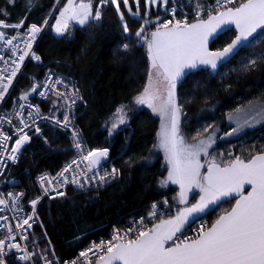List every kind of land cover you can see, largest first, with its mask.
I'll return each mask as SVG.
<instances>
[{
  "label": "snow or ice",
  "instance_id": "1",
  "mask_svg": "<svg viewBox=\"0 0 264 264\" xmlns=\"http://www.w3.org/2000/svg\"><path fill=\"white\" fill-rule=\"evenodd\" d=\"M8 2L14 4L15 0ZM37 2L38 0H26L27 11H32ZM59 3L60 0H57L53 10L48 13L49 16L54 14ZM132 3L135 4L136 11L132 10L130 0H97L95 3L94 0H66L55 17L52 31L57 38H74L75 26L82 29L91 22L99 24L104 9L112 5L126 40L118 51L122 50L125 53L130 51L133 40L137 45H146L149 61L147 79L142 90L134 97V102L136 105L147 106L160 118L158 144L154 147L163 151L168 165L167 177L160 183L162 187L169 183L179 185L178 203L182 207L176 210L175 215L161 219L150 228L143 227L141 220L139 229H128L123 234L116 231L111 240L93 244L87 251L81 252L80 257L88 260L89 254L95 250V253H98L96 264H264V150L250 154L247 158L240 155L233 158L232 153H228L227 161L222 158L218 162L215 157L206 159L207 170L202 173L204 164L201 163V157H209V149L215 142V132H209L212 126L208 125L203 130L208 133L206 136L201 137L198 133L197 137H193V143H187L181 132L183 111L177 97V87L186 70L203 66L215 72L240 49L251 47L258 38H264V0H240L238 6L234 7H226L233 4L234 0H216L214 6L207 8L197 0L194 9L195 22L189 23L185 19L173 23L171 20L161 21L160 17H156L155 21L145 18L135 31L134 37L125 18V11H122L123 8L133 17H140L141 0H132ZM168 3L169 0H144L146 6H164L166 10ZM176 10L175 6L170 10L173 19ZM203 12L207 13L206 19L201 16ZM0 14L8 15L4 10H0ZM148 15V11L143 13L144 17ZM25 20L26 16L19 23L12 25L0 20V42L10 52V56L7 57L0 54V62L4 65L0 68V101L5 99L26 58L36 62H41L42 59L33 50V45L46 29L49 20L46 18L41 25L32 23L21 32L19 30L23 28ZM153 23L154 30L146 33V29ZM227 26H234L235 37L222 50H210V42ZM8 28L16 30V34L8 35L5 31ZM21 41L23 47L20 46ZM252 55L253 58L248 60L245 68L254 67L258 62L264 61V51ZM58 85L67 87L61 77L53 79L51 72L46 73L42 82H37L33 78L30 89L21 92L18 97V107L11 114L0 115V125L7 122L11 126L14 118L19 120V127L15 133L19 138L15 140L10 152L7 145L11 137L0 131V175L3 174L8 161L13 164L18 162L23 146L30 142L25 129L35 125V132L41 134L37 125L39 119L51 118L55 125L64 129L71 128L72 146L81 153L80 161L72 160L56 174V177L49 178L46 174L39 177L42 195L30 201L32 214L19 219L15 229L8 225L10 219L8 216L0 215V221L4 222L0 223V229H5L7 233L4 239H0V264H9V257L13 252L16 253L15 261L21 264H34L37 253L30 252L27 246L13 241H16L17 236L21 241L28 239L24 234L25 226L31 229L30 221L39 219L36 215L37 205L49 191L56 192L57 196L62 197L65 193L57 191V188L63 187L64 184L72 183L82 188L97 179L102 184L106 183L108 178L119 175V170L113 168L110 173L100 175L97 172L94 177H87V172H92L108 157V149H92L83 154L80 133L73 127L70 112L76 102L83 100V97L78 88L61 91L57 88ZM49 92L56 97L52 101L53 110H59V107L65 109L63 120L56 118L53 110H50L52 113L50 116H43L39 106L31 104L30 97L33 94L46 98ZM58 101L64 103L58 107ZM125 107L121 105L116 109L114 121L109 128L110 135L127 122ZM25 110L28 113L27 117L23 115ZM239 111L240 109H237V112ZM250 111L255 112L252 121L264 117V105L253 104ZM243 126H251L249 120L245 119ZM241 127L242 125L238 123L228 135H234ZM81 162H87V171L79 170L77 173L75 169H79ZM70 171L73 172L71 181L65 176ZM82 176L85 177L83 182L80 179ZM53 181L56 182L55 185ZM246 185L250 190L245 188ZM194 190H198L199 198L195 203H190L189 194ZM23 195V193L0 194V212L5 209L16 213L22 211L19 202ZM230 199H235V204L230 210L220 214L211 227L201 224L194 238H179L192 220L201 214L215 211L223 202ZM163 203L168 205L167 200ZM157 208V204L152 205L150 217L157 215ZM130 233H134V236ZM37 251L41 253L39 259L43 264H53L44 250L37 246ZM71 264H78V261H72Z\"/></svg>",
  "mask_w": 264,
  "mask_h": 264
},
{
  "label": "trees",
  "instance_id": "2",
  "mask_svg": "<svg viewBox=\"0 0 264 264\" xmlns=\"http://www.w3.org/2000/svg\"><path fill=\"white\" fill-rule=\"evenodd\" d=\"M55 2L38 0L37 6L28 12L26 0H15L14 4L0 0V10L8 13L7 16L0 14V20L12 25L26 16L23 27L30 22L41 25ZM125 18L134 37L143 18H132L127 13ZM13 30L5 29L6 32ZM73 31L74 38H57L48 24L35 46L41 62L26 63L11 97L17 99L21 92L28 91L30 76L40 77L47 70L70 79L83 97L74 112V125L86 149L107 148L108 160L119 170V175L98 188L69 189L61 198L41 199L37 205L40 224L35 226L29 239L37 261H41L37 246L48 257L55 253L62 259L68 258L90 239L106 236L112 225L120 226L131 215L145 214L152 202L161 201L168 194L158 189V181L164 174L162 158L149 157L158 128V118L152 111L144 106L125 107L127 122L109 134L116 109L131 102L135 105L134 97L146 83L148 58L143 45L138 46L133 40L130 51H118L126 40L112 5L104 9L99 24L91 22L82 29L75 26ZM234 34L232 29L224 31L210 48L222 49ZM261 51H264V38H258L251 47L242 48L216 72L200 68L180 81L177 97L183 111L181 127L187 138L197 137L198 133L204 135V128L212 125L216 118L264 98V61L254 67H244L253 53ZM45 99L37 100L41 108L53 110L52 101L56 98ZM253 132L215 141L212 149L242 140ZM71 155L67 133L44 126L41 134L31 136L30 142L23 146L18 162L9 166L4 187L21 189L26 199H32L37 194L36 175L56 171ZM232 203L233 200L223 202L204 216L212 223Z\"/></svg>",
  "mask_w": 264,
  "mask_h": 264
},
{
  "label": "built area",
  "instance_id": "3",
  "mask_svg": "<svg viewBox=\"0 0 264 264\" xmlns=\"http://www.w3.org/2000/svg\"><path fill=\"white\" fill-rule=\"evenodd\" d=\"M235 1H237V0H234V2ZM215 2H216V0H206V1H203V2H200V3L205 8H207L208 6H214ZM196 3H197V0L194 1L192 4H190L189 6H184L180 0H171L170 3L167 6L168 10H166V9L164 10V13H163V15H162V17L160 19H161V21L171 20L173 23H175L176 20H185L186 19L190 23L193 19L196 18V14H195V11H194ZM173 6H175L176 9H177L176 13H175V19H173V16H172V14L170 12V10H171V8ZM206 14H207L206 12H203V13H201V16H204ZM31 24L32 23H29L28 25H26L25 27H23L19 31L23 32ZM35 24H37V23H35ZM37 25H39V24H37ZM154 27H155V24H153L152 28H154ZM15 34H16V30H14L13 32H9L8 33V35H10V36L11 35H15ZM41 34L39 35L37 41L33 45V50L34 51H35V46H36ZM20 46L23 47V42L22 41L20 42ZM0 54L5 55L6 57L10 56V52L7 51V48L2 44V42H0ZM29 61H32V62H35V63H39V62L31 60L30 58H26L23 66H22L21 72L18 73L17 77L13 81V84L9 87V91L6 94L5 99L3 101H0V115L11 114L12 111L15 108L18 107L19 100H18V98L17 99L12 98L11 97V93H12V91L14 89V86H15V83H16L17 79L22 74H24L25 65ZM2 67H4V65H3L2 62H0V68H2ZM48 72H51L53 74V79H55L56 77H61L65 81V83L67 84L66 88L64 87V85H58L57 88L59 90H61V91H71L73 88H76L75 85L72 83V81L70 79H68V78H66V77H64V76H62L60 74H57V73H55V72H53L51 70H47L40 77H32V76H30L31 84L29 86V89H30V87H31V85L33 83V78H35L37 82H42V81L45 80L46 73H48ZM48 96L55 97L54 95H52L51 92H49ZM43 99H45V98L40 97L38 94H33L32 95V99H30V102L34 106H39L43 116H50L52 114L50 112V110H52V109L43 110L41 108V106L39 105V102L37 101V100H43ZM63 103H64L63 101H59V105H62ZM79 103H80V100L77 101L76 104L74 105V107L70 110L71 118L73 120V127H75V125H74V112H75V109L77 108V106L79 105ZM54 114H55L56 118H58L60 120H63V116L65 114V109H63L62 107H59L58 112L54 111ZM23 115H24V117H27V115H28L27 110L24 111ZM6 120H7V116H5V121ZM37 125L40 127V130H42V128L44 126H50V127H56V128H59L61 130L66 131V133H67V135L69 137L70 143H71L72 155L56 171H54V172L44 171V172H40V173H38L36 175L35 186L37 188V194H36V196L34 198H36L37 196H41L42 195V189H41L40 184H39V177L41 175H45L46 174L49 178L56 177V174L61 172L62 169L67 164L71 163L72 160H74V159H76L78 161L81 160V153L78 152V150L75 149L72 146L73 145V140H72V130H71V128L64 129L61 126L55 125L51 118H49V119H39V120H37ZM17 127H19V120L15 119V118L13 119L11 126L7 122H4L2 125H0V131H2L4 134H6V135L11 137V139L8 141V145H7V149H8L9 152L11 150V147L14 145L15 140L19 138V136L17 134H15ZM25 132H27L29 137L30 136H38L39 135V134H37L35 132V125L33 127L29 128V129H25ZM80 141H81V143L83 145V154H86L88 150L86 149V147H85V145H84V143H83V141L81 139V135H80ZM232 146H229V147L233 148ZM221 149L222 148H218V150H221ZM230 153H232V156H234V151L233 150ZM250 154L251 153H248L247 155H244L242 157L246 158ZM86 163L87 162H81L80 165H79V169H75V166H73V168L77 171V173L79 172V170L87 171ZM11 164H13V163L11 161H8L7 166L4 169V171H3V174L0 175V194H5V195L7 193H23L24 194V191L21 190V189L11 188V187H4V185L8 182L6 176H7V170H8V168H9V166ZM113 168L114 167L111 166V163L109 162L108 157H107V158L103 159L101 161L100 165L97 166V168L93 169L92 172H87V177L88 178H92V177H94L95 173H97V172L100 175H103L105 172H109L110 173ZM65 176H66L67 180L71 181L73 179V172L70 171V172L66 173ZM115 178H108L106 183L114 180ZM61 179H63V178H61ZM80 179H81V182H83L85 177L82 176V177H80ZM55 183L56 182L53 181V185H55ZM106 183H102L101 184V183H99V181L97 179L95 182H90L89 184H85L84 187H82V188L81 187H77V185H75V184L67 183V184H64L63 187L57 188V191H63L66 194L69 189L88 190V189H94V188H98V187L104 186ZM50 197H55V198H50ZM34 198H32V199H34ZM43 198H47L49 200H52V199L61 198V196H57L56 192L49 191L48 195L44 196ZM32 199H26L25 198V194H24L21 197L20 202H19L20 203V207L22 208V211H20L19 213H16V212H14V211H12L10 209H5L3 212H0V215L8 216L10 218L9 221L7 222L8 225H10L11 227H13V229H15V225H16V223H17V221L19 219L24 218L27 215H31L32 214V208H31V205H30V201ZM153 204H157L158 205V208L156 209L157 215L154 216V217H150L149 213L151 211H153V209H152V205ZM173 209H174V207H170L169 205L166 206L161 201H154V202H152L150 204V207H149V209L147 210V212L145 214H142V215H131V216H129V217H127L125 219V222L123 223V225H120V226L112 225L110 230H109V233L106 236L90 239L84 246L78 248L76 250V252L72 256L62 259L59 256H57V255L53 256V254H52L48 258L50 260H52L53 264H71L72 261H78V264H91L93 261L96 260V255H98V253H95V250H93V253H95V254L90 253L88 260H85V258L80 257V253L81 252L87 251L89 248L92 247L93 244H100L102 241L106 242V241L111 240L114 232H116V231H119L121 234H123L128 229H132V228L139 229L141 227V224H140L141 220H143V227H149L150 223L153 220H155L158 216H165L167 214H171ZM36 215L38 216L37 208H36ZM0 223H4V222L0 221ZM30 223H32V228L28 229L25 226V231H24V234L28 236V239L24 240V241H21L19 239V236H17L16 241H13V242L20 243L22 246H27V248H28V250L30 252L35 253L34 250L32 248H30V246H29V239H30V233L33 231L35 226L40 224V219H37V220H34V221H30ZM201 224H204L206 227L209 226V222L207 220L205 221V220L198 219V220L194 221V223H191L190 225L186 226L185 229L183 230V235L180 236L179 238L180 239H183L184 237L194 238L195 235H196V231L199 230V227H200ZM6 235H7L6 230L5 229H0V239H4ZM130 235L134 236V233H130ZM178 236H179V234H178ZM15 255H16V253L13 252L12 256L9 257V264H21V262L15 261V259H14ZM34 264H43V261L42 260L41 261H37L36 258L34 257Z\"/></svg>",
  "mask_w": 264,
  "mask_h": 264
},
{
  "label": "rangeland",
  "instance_id": "4",
  "mask_svg": "<svg viewBox=\"0 0 264 264\" xmlns=\"http://www.w3.org/2000/svg\"><path fill=\"white\" fill-rule=\"evenodd\" d=\"M170 1L171 0H169V3H170ZM194 1H196V0H184L183 1L184 3H182V4L184 6H189ZM64 3H66V0H60V3L55 8L54 14L51 16L47 15V17H46L49 20L48 24L50 25L51 30H52V24L55 23V17H56V15L59 14V10H60V8L63 7ZM56 4H57V0H56L54 5H56ZM130 5L132 6V10L136 11V6L134 3H132V0H130ZM161 8H162V6H152V5L146 6L144 4V0H141V3H140L141 16L139 18H141V19L143 18V20L145 18H147L149 20L154 21L156 19V17L159 16V14L161 12ZM52 10H53V7L50 11H52ZM124 11H126V10H124ZM145 11H148V13H149L148 17L143 16V13ZM125 13H127V11ZM127 14H129L132 18H134L130 13H127ZM143 20H142V23H143ZM143 48L146 51V45H143ZM148 68H149V61H148ZM253 104L264 105V98H258V99H255L253 101H250L246 104H243L242 106L237 108V109H240L239 112H237V109H235L231 112L226 113L223 117L216 118L212 122V125H211L212 127L209 128V132H213V131L215 132L214 140L216 142L218 140H222L224 138L227 139V138H232V137H237V136H243L246 134V132L248 133V131H252V132L255 131V132H253L250 135L245 136V138L242 140L237 139V140H235V142L230 143V146L233 145L232 146L233 148L227 147L228 145L222 146L221 150H218V147L213 148V149L210 148L209 149V157L208 158H205L203 156L201 157V163L204 164V167L201 169L202 173L205 171V166L207 165L206 159H211V158L215 157L218 162H220L222 158L224 161H227V159H228L227 154L230 153L232 150L234 151V156H232V157H235L236 155L244 156V155H247L248 153L260 151L264 148V131H262L264 128V126H262L264 124V117H258L256 121H252V117L255 115V112L250 111V109L252 108ZM133 106H135L136 108H138L139 106L140 107H143V106L147 107L145 105H136V104L134 105V104H132V102L130 105H128L126 107L130 108ZM125 111H126V108H125ZM154 115L158 118V128L156 131L154 143H153L151 150H150L149 157H159L160 156L162 158L164 174L161 177V179H159V181H158V183H159L158 189L162 192H168V194H166L165 197L161 199V202L167 200L168 205L170 207H174L171 214H167L165 217H163V218H166V217L168 218L170 216L175 215L176 210L179 207H182V205H179V203H178V193H179L180 189H179V185L171 184V183H169L167 186H163V187L161 186L160 182L167 177L168 165L165 161V156H164L163 151L160 150L158 147H154V145L158 144L157 133L160 129V118L158 115H156V114H154ZM127 119H128V116H127ZM245 119L249 120L251 126H243ZM113 121H114V117H113ZM181 121H182V116H181ZM238 123L240 125H242L240 131H238L234 135H228V133H230L233 128L237 127ZM111 124H110V127H111ZM121 126L122 125H120L119 127H121ZM181 132H182L183 136L185 137L187 143L191 144L194 142L193 138L192 139L187 138L186 134L182 131V127H181ZM219 133H222V134H220V136H219ZM207 134L208 133H205L202 136H206ZM216 142H214V143H216ZM221 154H223V157H221ZM198 198H199L198 190H194L192 193L189 194V202L190 203H195L196 200H198ZM198 219L205 220V221L207 220L209 222L208 218H206V216H204V214H201L199 217L192 220L188 225H190L191 223H194V221H196ZM91 264H96V260L93 261Z\"/></svg>",
  "mask_w": 264,
  "mask_h": 264
},
{
  "label": "water",
  "instance_id": "5",
  "mask_svg": "<svg viewBox=\"0 0 264 264\" xmlns=\"http://www.w3.org/2000/svg\"><path fill=\"white\" fill-rule=\"evenodd\" d=\"M206 18H207V17H205L204 19H206ZM193 22H195V21H193ZM229 29H232V30L235 32V34H234V37H235V35H236V30H235L234 26H227V27H226L221 33H223L224 31H227V30H229ZM221 33H220V34H221ZM220 34H219V35H220ZM219 35H218V36H219ZM218 36H217V37H218ZM217 37H216V38H217ZM234 37H233V38H234ZM216 38H215V39H216ZM233 38H232V39H233ZM215 39H214V40H215ZM232 39H231V40H232ZM214 40H213V41H214ZM213 41H212V42H213ZM212 42H210V44H211ZM230 42H231V41H230ZM230 42H229V43H230ZM210 44H209V48H210ZM223 48H224V47H223ZM223 48H222V49H223ZM222 49H217V50H222ZM210 50H212V51H216V50H213V49H211V48H210ZM240 50H241V49H240ZM240 50H239V51H240ZM239 51H238V52H239ZM235 55H236V54H235ZM232 57H233V56H232ZM232 57H231V58H232ZM231 58H230V59H231ZM230 59H229V60H230ZM229 60H228V61H229ZM225 63H226V62H225ZM219 67H220V66H219ZM219 67H218V68H219ZM200 68H205V67L200 66V67H198L197 69L186 70V74H185V76H186L187 74L191 73V72L197 71V70L200 69ZM218 68H217V70H218ZM209 70H210L211 72H213L211 69H209ZM217 70H215V72H216ZM185 76H184V77H185ZM184 77H182V79H183ZM182 79H181V80H182ZM257 153H258V152H257ZM206 170H207V165H206V167H205V171H204V172H206ZM245 188H246L247 190H250L249 186H247V185L245 186ZM230 200H233L232 205H234V204H235V199H230ZM232 205H231L230 208L227 209V210H230L231 207H232ZM222 213H223V212H222ZM222 213H220V214H222ZM220 214H219V215H220ZM219 215H218V216H219ZM218 216H217V218H218ZM217 218H216V219H217ZM216 219H215V220H216ZM215 220H214V221H215ZM214 221H213V222H214ZM213 222H212V223H213ZM212 223H211V224H212ZM211 224H210L209 227H211Z\"/></svg>",
  "mask_w": 264,
  "mask_h": 264
},
{
  "label": "crops",
  "instance_id": "6",
  "mask_svg": "<svg viewBox=\"0 0 264 264\" xmlns=\"http://www.w3.org/2000/svg\"><path fill=\"white\" fill-rule=\"evenodd\" d=\"M163 7H164V6H162V8H163ZM161 219H167V217H166V218H160L158 221L155 222V224H156V223H159V221H160Z\"/></svg>",
  "mask_w": 264,
  "mask_h": 264
},
{
  "label": "bare ground",
  "instance_id": "7",
  "mask_svg": "<svg viewBox=\"0 0 264 264\" xmlns=\"http://www.w3.org/2000/svg\"><path fill=\"white\" fill-rule=\"evenodd\" d=\"M19 96V95H18ZM46 100V99H45ZM80 102H81V100H80ZM250 144V143H249Z\"/></svg>",
  "mask_w": 264,
  "mask_h": 264
}]
</instances>
